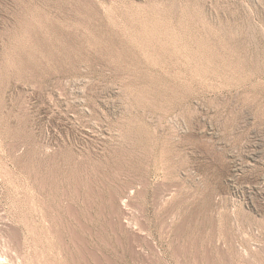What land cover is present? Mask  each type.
Returning a JSON list of instances; mask_svg holds the SVG:
<instances>
[{
    "label": "rangeland",
    "instance_id": "rangeland-1",
    "mask_svg": "<svg viewBox=\"0 0 264 264\" xmlns=\"http://www.w3.org/2000/svg\"><path fill=\"white\" fill-rule=\"evenodd\" d=\"M0 254L264 264V0H0Z\"/></svg>",
    "mask_w": 264,
    "mask_h": 264
},
{
    "label": "bare ground",
    "instance_id": "bare-ground-1",
    "mask_svg": "<svg viewBox=\"0 0 264 264\" xmlns=\"http://www.w3.org/2000/svg\"><path fill=\"white\" fill-rule=\"evenodd\" d=\"M4 251V250H3ZM2 252V251H1ZM2 258H1V254H0V260H1ZM8 263V262H7ZM1 264H2V262H1Z\"/></svg>",
    "mask_w": 264,
    "mask_h": 264
}]
</instances>
